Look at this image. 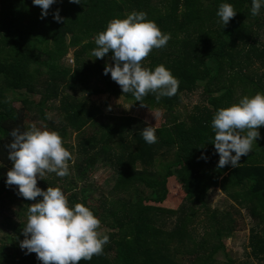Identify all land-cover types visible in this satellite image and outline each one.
I'll return each mask as SVG.
<instances>
[{
  "label": "trees",
  "instance_id": "1",
  "mask_svg": "<svg viewBox=\"0 0 264 264\" xmlns=\"http://www.w3.org/2000/svg\"><path fill=\"white\" fill-rule=\"evenodd\" d=\"M222 3L237 12L225 27L216 14ZM251 7L252 0H55L41 18L42 9L33 0H0V166L12 165L10 133L27 130L33 124L26 121L30 113L44 121L37 127L58 132L63 146L76 156L69 162L75 181L84 182L99 165L115 176L112 188L101 190L95 202L72 187L66 194L70 207L82 203L100 219L99 231L110 239L102 255L80 264H183L186 256L191 264H221L214 255L225 254V238L235 233L238 219L210 206L208 194L215 189L233 203L236 214L237 207L243 208L254 220L250 251L244 246L247 259L223 264H264V126L254 143L262 150L242 156L236 168L229 164L219 169V154L211 143V121L218 109L264 93V5L255 17ZM57 10L61 22L54 19ZM133 11L145 12L147 20L171 36L142 66L154 71L164 65L180 82L171 98L157 102L152 93L144 98L147 107L142 108L163 110L155 127L157 142L151 145L140 134L149 124L132 115H106L89 98L108 93L135 101L111 73L104 74L107 65L115 64L112 52L104 58L91 56L96 36L108 23ZM70 50L72 69L60 64ZM197 89L203 103L182 114L183 97ZM11 95L21 98L20 108L6 102ZM35 95L36 102L30 99ZM51 111L60 119L51 117ZM72 132L75 145L67 142ZM168 179H175L186 195L176 209L162 206ZM6 181L7 173L0 171V198L6 194L15 201L19 190L11 195ZM37 183L45 191L46 185H55L47 179ZM21 198L24 205L32 202ZM26 222L8 219L11 234L6 244L0 240V264L5 255L15 257ZM23 251L20 264H43L35 253Z\"/></svg>",
  "mask_w": 264,
  "mask_h": 264
},
{
  "label": "clouds",
  "instance_id": "2",
  "mask_svg": "<svg viewBox=\"0 0 264 264\" xmlns=\"http://www.w3.org/2000/svg\"><path fill=\"white\" fill-rule=\"evenodd\" d=\"M54 2L33 0V4L42 9L41 18L48 15ZM70 2L79 4L81 0ZM262 5L264 0H252L253 17L259 15ZM216 14L225 27L237 12L233 5L222 3ZM146 17L145 12L133 11L124 19L111 20L106 30L96 36L97 47L91 52L95 58H104L112 52L115 64L107 65L104 74L111 73L122 92L132 94L141 107H147L144 98L149 93L155 95L157 102L162 97L175 96L180 83L164 65L156 66L154 71L142 66L153 49L166 47L171 39ZM54 19L63 20L59 10L54 13ZM10 100L8 97L6 102ZM261 126H264V93L246 95L238 103L218 109L211 121L214 133L211 143L219 154L217 167L223 169L231 164L236 168L241 157L247 156L260 138ZM140 134L149 145L157 142L155 126H146ZM10 135L13 139L7 147L12 167L7 172V185L18 186V195L26 200L43 198L28 207L21 249L35 253L43 264H80L82 260L90 261L93 256L102 255L110 239L99 231L100 219L82 203L70 207L59 187L49 186L45 191L37 186L38 176L43 179L48 173L61 178L69 175L72 153L63 146L60 134L32 124L24 131L13 129Z\"/></svg>",
  "mask_w": 264,
  "mask_h": 264
},
{
  "label": "rangeland",
  "instance_id": "3",
  "mask_svg": "<svg viewBox=\"0 0 264 264\" xmlns=\"http://www.w3.org/2000/svg\"><path fill=\"white\" fill-rule=\"evenodd\" d=\"M264 37V35H263ZM264 42V38H263ZM73 51L70 50L68 55L66 57H63L60 61V64L62 66H65L64 68H70L73 67ZM74 65V64H73ZM17 94V93H16ZM204 95L202 94L201 89H197L194 93L188 94L183 97L181 106V112L182 114H186L189 110L192 108L193 105L197 103H203ZM89 98L92 100L93 103L98 105L104 114L106 115H114V116H120V115H132L135 117H138L141 119V121L151 125V126H158L162 120V112L163 110H152L149 108H142L135 104V101L132 99H123L122 97H116L114 95L105 93V94H93L90 95ZM31 100H34L35 102L38 101L39 96L35 95L34 97L30 98ZM11 105L14 109L21 107V98H13L11 95ZM110 109V110H109ZM50 116L55 118V120L60 119V115L58 116V113L51 111ZM31 117V118H30ZM26 121L28 123H33L38 126L44 125V121L41 120L40 117L37 116V114H34L31 116V114H28V118H26ZM76 137L75 132H72L70 136L67 138V142L71 143L72 145H75ZM258 145H261L259 143ZM264 146V145H263ZM262 150V147H258L257 145L253 144V149L250 152L253 156L256 152H259ZM75 155L72 153V160L75 159ZM12 165L2 168L0 166V171L2 172H8L11 169ZM75 168L72 164L69 163V175L67 177H58L55 173H48L43 179H47L49 181L54 182L55 185L51 187H59L62 192L66 195H68L71 191H68V189L75 188L76 191L81 190V195L84 199H86L88 202L98 199L100 196V191L103 190L104 192L109 191L115 181V176L113 175V172L107 168L102 166H97L95 170L90 172V174L87 176V179L84 182H77L75 181ZM129 176H134L133 173H131ZM144 177L153 179L154 174H144ZM42 179L37 177V182H41ZM172 179H168V192L166 193V199L162 203V206L166 208L176 209L180 203L185 199V193L182 192V189L179 184L176 183L175 179L173 181H170ZM39 183H37V186ZM170 185V188H169ZM50 185H46L45 189ZM39 187V186H38ZM40 188V187H39ZM67 188V190H66ZM18 189V186L12 185L9 186V193L13 195ZM74 191V190H72ZM147 195V194H146ZM42 197H37L35 201L29 202L28 205H24L21 196L19 198H15V201L9 200V197L4 194L0 198V240L2 244H6V237L7 235L11 234V230L7 228L6 223L8 222V219L13 220H21V219H27V210L28 207L33 204L41 201ZM208 200L209 204L212 208H218L221 210L224 214L232 215L237 217L238 219V225L236 226V231L232 237L225 238V254L224 252L220 251L214 255V259L217 260L219 263L223 264L226 262V259H245L247 256L245 253L244 246H247V240H248V232L246 229V225H251L252 222L249 219L248 215H246V210L243 208H236V210L239 209L240 214H236V211L233 209V203L230 202L226 197L219 193L217 189L210 192L208 194ZM243 241V245L241 244ZM25 250V249H24ZM12 252L15 253V250ZM13 253V254H14ZM25 251H23L20 248L16 249L15 257L5 255V261L4 264H20L22 260H24ZM189 258L186 256L184 259L181 260L183 264H191L192 258ZM6 262V263H5Z\"/></svg>",
  "mask_w": 264,
  "mask_h": 264
},
{
  "label": "crops",
  "instance_id": "4",
  "mask_svg": "<svg viewBox=\"0 0 264 264\" xmlns=\"http://www.w3.org/2000/svg\"><path fill=\"white\" fill-rule=\"evenodd\" d=\"M246 212V215H243V216H247L248 215V217H249V219L251 220V222H252V224L251 225H246V229H247V232H248V240H247V247H246V249H247V251L249 252L250 251V249H249V247H248V241H249V234H250V230H251V228L254 226V220H253V218L250 216V214L247 212V211H245ZM234 235V234H233ZM232 235V236H233ZM232 236H230V237H232ZM242 245H243V241H242V243H241ZM245 249V250H246ZM246 253V252H245ZM247 259V256L245 257V259H243V260H241V259H238V261H244V260H246Z\"/></svg>",
  "mask_w": 264,
  "mask_h": 264
}]
</instances>
